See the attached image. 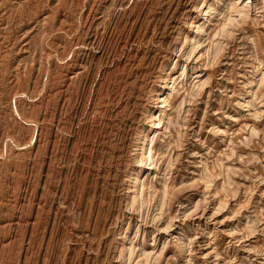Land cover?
<instances>
[{
    "label": "rangeland",
    "instance_id": "374dc122",
    "mask_svg": "<svg viewBox=\"0 0 264 264\" xmlns=\"http://www.w3.org/2000/svg\"><path fill=\"white\" fill-rule=\"evenodd\" d=\"M0 264H264V0H0Z\"/></svg>",
    "mask_w": 264,
    "mask_h": 264
},
{
    "label": "bare ground",
    "instance_id": "6f19581e",
    "mask_svg": "<svg viewBox=\"0 0 264 264\" xmlns=\"http://www.w3.org/2000/svg\"><path fill=\"white\" fill-rule=\"evenodd\" d=\"M121 51V50H120ZM103 55V54H102ZM15 104H16V102H15ZM15 111H16V113H17V115L19 116V118H20V120H22V115H21V112H20V110L18 109V107H17V105L15 106ZM23 113V112H22ZM29 122V121H28ZM33 131H34V129H33ZM33 131H31V133H30V136H29V140H28V142L26 143V144H30V141H31V139H32V134H33ZM34 136V135H33ZM12 138V137H11ZM12 141V143L14 142L13 140H11ZM41 143V142H40ZM39 144V143H38ZM18 146H20V145H18ZM143 149V148H142ZM141 155H142V157H143V159H145L146 158V152L145 151H141Z\"/></svg>",
    "mask_w": 264,
    "mask_h": 264
}]
</instances>
